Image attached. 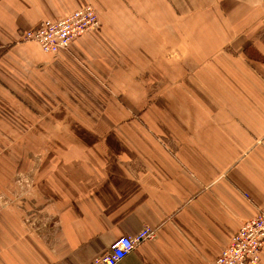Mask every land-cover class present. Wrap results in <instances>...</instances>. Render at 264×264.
<instances>
[{
    "label": "crops",
    "instance_id": "crops-1",
    "mask_svg": "<svg viewBox=\"0 0 264 264\" xmlns=\"http://www.w3.org/2000/svg\"><path fill=\"white\" fill-rule=\"evenodd\" d=\"M88 3L70 50L21 40ZM0 134L44 162L0 166V264L147 226L118 264H211L264 206V0H0Z\"/></svg>",
    "mask_w": 264,
    "mask_h": 264
},
{
    "label": "built area",
    "instance_id": "built-area-1",
    "mask_svg": "<svg viewBox=\"0 0 264 264\" xmlns=\"http://www.w3.org/2000/svg\"><path fill=\"white\" fill-rule=\"evenodd\" d=\"M97 8L88 3L66 17L44 20L37 26L20 32L24 41L38 43L42 50L56 54L70 50L72 44L89 31L100 28ZM156 231L145 227L133 235L118 237L108 252L93 259V264H118L142 242L154 238ZM264 248V206L252 219L245 221L231 243L211 264H256Z\"/></svg>",
    "mask_w": 264,
    "mask_h": 264
},
{
    "label": "rangeland",
    "instance_id": "rangeland-1",
    "mask_svg": "<svg viewBox=\"0 0 264 264\" xmlns=\"http://www.w3.org/2000/svg\"><path fill=\"white\" fill-rule=\"evenodd\" d=\"M4 137H0V166H43V154L41 156L39 154L32 155V158L29 162V159L24 158V154L19 151V145L23 140H12ZM13 143H15V145H13ZM52 160L53 158H51V161ZM44 166H54V162L51 165L47 164Z\"/></svg>",
    "mask_w": 264,
    "mask_h": 264
}]
</instances>
